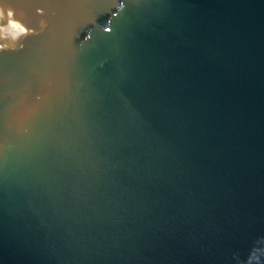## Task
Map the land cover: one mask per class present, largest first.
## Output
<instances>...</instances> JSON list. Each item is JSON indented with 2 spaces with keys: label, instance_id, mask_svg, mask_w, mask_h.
<instances>
[{
  "label": "water",
  "instance_id": "water-1",
  "mask_svg": "<svg viewBox=\"0 0 264 264\" xmlns=\"http://www.w3.org/2000/svg\"><path fill=\"white\" fill-rule=\"evenodd\" d=\"M0 264H264V0H0Z\"/></svg>",
  "mask_w": 264,
  "mask_h": 264
}]
</instances>
